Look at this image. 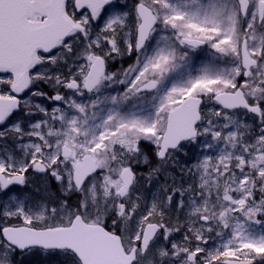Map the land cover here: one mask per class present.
<instances>
[{
  "label": "snow or ice",
  "instance_id": "snow-or-ice-1",
  "mask_svg": "<svg viewBox=\"0 0 264 264\" xmlns=\"http://www.w3.org/2000/svg\"><path fill=\"white\" fill-rule=\"evenodd\" d=\"M37 251L264 264V0H0V264Z\"/></svg>",
  "mask_w": 264,
  "mask_h": 264
},
{
  "label": "trees",
  "instance_id": "trees-1",
  "mask_svg": "<svg viewBox=\"0 0 264 264\" xmlns=\"http://www.w3.org/2000/svg\"><path fill=\"white\" fill-rule=\"evenodd\" d=\"M130 59H126L124 61L117 60L113 62L118 68L127 67L128 63H130ZM111 63L109 64V68L113 71ZM24 264H63V257L59 256L54 253H49L47 255L42 254L41 252L37 251L32 256H27L24 258Z\"/></svg>",
  "mask_w": 264,
  "mask_h": 264
},
{
  "label": "rangeland",
  "instance_id": "rangeland-1",
  "mask_svg": "<svg viewBox=\"0 0 264 264\" xmlns=\"http://www.w3.org/2000/svg\"><path fill=\"white\" fill-rule=\"evenodd\" d=\"M199 55H201L199 52L193 54V62L194 63L202 62L201 60L197 59V57ZM111 65H112L113 71L110 68H109V71H112V72H119L120 71L121 68H118L115 65H113V62H111ZM117 87H122V86H117ZM185 159H187V157H185ZM141 171L144 172V169L142 168ZM30 179H31V184L29 185V192L32 194H37V195L39 193H37L36 190L47 186L50 182V178L45 179V174H35V175L31 176ZM153 183H155V182H153ZM53 187H54V185H53Z\"/></svg>",
  "mask_w": 264,
  "mask_h": 264
}]
</instances>
